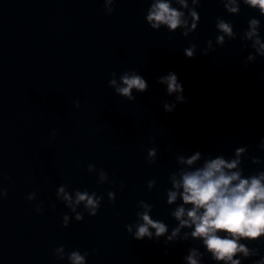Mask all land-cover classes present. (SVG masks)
<instances>
[{"label":"clouds","instance_id":"9594fccd","mask_svg":"<svg viewBox=\"0 0 264 264\" xmlns=\"http://www.w3.org/2000/svg\"><path fill=\"white\" fill-rule=\"evenodd\" d=\"M111 2L112 0H108V3ZM178 2L182 7L187 8L186 0H178ZM230 2L235 4L236 0H230ZM244 2L253 8H258L260 13L264 15V0H244ZM193 3H196V0H193ZM225 7L233 13L239 11L238 6L228 7V5H225ZM182 16L183 13L173 8L167 0H157L151 5L147 21L153 29H158L161 24H164L167 25L169 30L175 31L185 23L181 19ZM192 16L194 20L199 18L195 11L192 12ZM258 23L259 21L257 20L250 22L251 31L247 33L249 39L257 35L256 27ZM192 27L195 28L196 24L193 23ZM217 27L222 32L232 36V28L228 23L220 21ZM223 40V36L218 37L219 43L222 44ZM255 45L259 46L257 51L264 56V43H261L259 38H257ZM193 53L194 46L185 50V55L188 58H192ZM249 59H253V57L249 56ZM121 81L123 86H118L115 79L110 81V85L115 87L116 93L127 97L130 101L135 100L132 95L133 89L140 93H144L148 89L146 80L135 72L131 75L125 72L121 76ZM158 83L167 85V93L169 95L180 93V95L176 96V101L180 103L187 102L182 95L184 91L182 82L178 83L177 74L174 72L170 71L166 76L160 77ZM76 106L79 107L78 101ZM175 107V103L164 104L166 113H171ZM240 151H243V149H239L237 155H239ZM149 155H154V152L150 151ZM198 158L199 153L188 159L187 163L191 165ZM237 163L238 161L228 163L223 158H217L207 162L202 169L183 173L180 182H173L174 188H183L181 194L183 203L192 206L187 212L183 206H180L173 213L174 217L180 222V227H191L194 225L195 228L191 232V236L202 239L213 259L224 261L225 264H241L239 259L233 258L237 253H243L245 257L249 255L248 248L243 243H240L242 238L255 240L258 236L264 234V173L251 179H241L238 172H231L232 169L236 168ZM92 167L94 165H90L89 170ZM225 169L228 171L226 172ZM103 177L104 174L102 173ZM59 192L64 193V188L61 187ZM4 194L7 195V190H5ZM109 196L111 199L113 194L109 193ZM176 198V191L168 193L169 204L173 203ZM63 199L71 206L72 198L67 193H64ZM81 202H85V207L90 210L89 215H97L100 201L95 193L89 196L86 192H76L75 203L79 204ZM53 207L55 206L53 205ZM36 211L40 212L41 208L37 207ZM185 215L187 219H183ZM82 218V214H77L76 219L78 221ZM142 219L144 223L138 226L134 237L138 241H142L144 237L151 239L150 227L156 230L155 235L157 237L167 231L165 224L153 221L147 212L142 214ZM63 220V226H66L67 215L63 217ZM128 230L131 232V228ZM179 230V228L175 229L172 236L168 237V239L171 240L175 237ZM219 233H226L227 235L221 236ZM59 250L63 251V248ZM195 255L196 253L193 252L187 257L188 264H197V260L193 258ZM69 258L72 264H84V256L80 255L79 252H72ZM257 264H264V259L259 260Z\"/></svg>","mask_w":264,"mask_h":264}]
</instances>
